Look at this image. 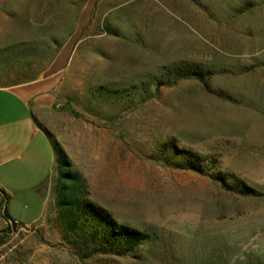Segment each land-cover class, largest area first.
Returning a JSON list of instances; mask_svg holds the SVG:
<instances>
[{
    "label": "rangeland",
    "instance_id": "obj_1",
    "mask_svg": "<svg viewBox=\"0 0 264 264\" xmlns=\"http://www.w3.org/2000/svg\"><path fill=\"white\" fill-rule=\"evenodd\" d=\"M14 52L31 78L68 58L41 121L81 198L148 239L82 257L48 205L0 241V264H264V0H0V70ZM176 62L211 74L157 90ZM179 149L213 165L186 168Z\"/></svg>",
    "mask_w": 264,
    "mask_h": 264
},
{
    "label": "crops",
    "instance_id": "obj_2",
    "mask_svg": "<svg viewBox=\"0 0 264 264\" xmlns=\"http://www.w3.org/2000/svg\"><path fill=\"white\" fill-rule=\"evenodd\" d=\"M27 56H15L18 62L14 59L0 70V230L7 223L4 209L20 225L42 219L47 206L57 204V187L65 170L59 164L54 167L53 142L41 117L57 104L68 58L56 67L58 52L40 75L31 78L20 67L27 64L20 61ZM15 63L20 66L14 68Z\"/></svg>",
    "mask_w": 264,
    "mask_h": 264
},
{
    "label": "trees",
    "instance_id": "obj_3",
    "mask_svg": "<svg viewBox=\"0 0 264 264\" xmlns=\"http://www.w3.org/2000/svg\"><path fill=\"white\" fill-rule=\"evenodd\" d=\"M18 54L19 53L14 52L12 55L15 62L19 60L18 57H15ZM9 56L10 55H7L6 58ZM6 62L10 63L8 60H6ZM9 65L11 66L12 64ZM13 66L16 68L19 65L15 63ZM210 74L211 72L209 70L200 67L197 63L188 64L185 62H176L163 66L161 74L163 75L161 78L162 80H159L157 76L153 79V85L159 90L161 86H171L180 79L194 78L205 81ZM145 85V83H141L131 88L144 92L147 91ZM50 137L53 142L57 162L59 165H62L66 171L61 172V177L67 176L76 180L75 188H77V196L69 198H64L62 196V190L67 185L62 183V180L60 181V185L57 187L59 194L56 206L59 221L64 225L67 233L75 235L74 242L76 248L83 252L81 256L90 257L94 254L124 256L131 253L137 246L145 242L148 239V234L128 225L116 222L105 208L87 199L81 198V193L83 192V182L81 178L71 169L70 159L59 142L53 139L51 134ZM171 152H176L177 154L174 153L175 156L184 159V167L186 168L203 172V168H209L213 165L212 162H206V157H202L188 150L179 149ZM215 178L222 184H225V177L216 174ZM241 190V192L245 194L253 193V190L248 187H244ZM2 216L6 219L7 224L0 230V241L5 236H8L16 226L20 225L9 216L6 209L2 211Z\"/></svg>",
    "mask_w": 264,
    "mask_h": 264
}]
</instances>
